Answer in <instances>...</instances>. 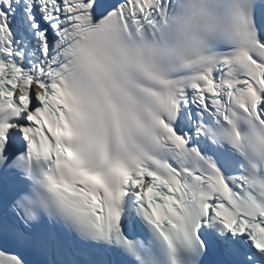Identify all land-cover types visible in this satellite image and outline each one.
Returning <instances> with one entry per match:
<instances>
[{"label": "snow or ice", "instance_id": "1", "mask_svg": "<svg viewBox=\"0 0 264 264\" xmlns=\"http://www.w3.org/2000/svg\"><path fill=\"white\" fill-rule=\"evenodd\" d=\"M0 264H264V0H0Z\"/></svg>", "mask_w": 264, "mask_h": 264}]
</instances>
